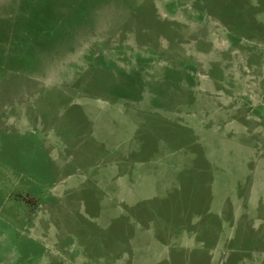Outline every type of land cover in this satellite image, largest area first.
<instances>
[{"label": "rangeland", "instance_id": "obj_1", "mask_svg": "<svg viewBox=\"0 0 264 264\" xmlns=\"http://www.w3.org/2000/svg\"><path fill=\"white\" fill-rule=\"evenodd\" d=\"M0 264H264V0H0Z\"/></svg>", "mask_w": 264, "mask_h": 264}]
</instances>
